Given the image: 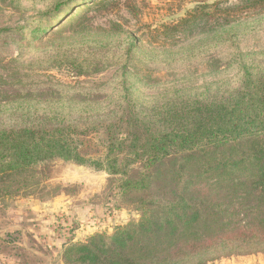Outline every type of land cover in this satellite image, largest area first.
Returning a JSON list of instances; mask_svg holds the SVG:
<instances>
[{"label":"trees","instance_id":"16d2710c","mask_svg":"<svg viewBox=\"0 0 264 264\" xmlns=\"http://www.w3.org/2000/svg\"><path fill=\"white\" fill-rule=\"evenodd\" d=\"M87 1L104 0H52L21 30L60 34L63 12ZM85 14L73 27H86ZM178 26L206 27L207 39L176 52L141 48L130 33L86 41L77 74L115 66L107 83L22 85L0 100L14 119L0 129V197L1 185L60 160L112 176L116 195L139 202L138 221L65 242L64 264H209L264 251V49L239 46L264 29V0L200 6ZM154 63L185 70L153 79Z\"/></svg>","mask_w":264,"mask_h":264},{"label":"rangeland","instance_id":"374dc122","mask_svg":"<svg viewBox=\"0 0 264 264\" xmlns=\"http://www.w3.org/2000/svg\"><path fill=\"white\" fill-rule=\"evenodd\" d=\"M87 2L63 12L57 23L60 34H52L55 27L34 39L27 38L21 28L50 10L52 0H0V100L17 95L22 85L60 83L88 90L99 87L113 77L117 68L79 76L78 67L88 51L81 44L121 40L124 33H130L139 39L141 48L184 51L204 42L208 29L193 33L180 29L181 19L200 6L211 7L218 2L223 8L237 7L241 0ZM84 13L86 27H73ZM239 46L247 51L264 49V29L241 38ZM148 68L151 78L163 80L185 70L179 65L168 69L159 63ZM189 70L199 74L203 66L192 64ZM13 121L0 115V129L12 126ZM116 183L104 172L58 160L25 172L7 182L5 188L1 185L0 264H64L62 254L68 244H84L94 234L107 231L111 235L118 227L138 221L139 202L116 195ZM209 264H264V251L229 255Z\"/></svg>","mask_w":264,"mask_h":264}]
</instances>
